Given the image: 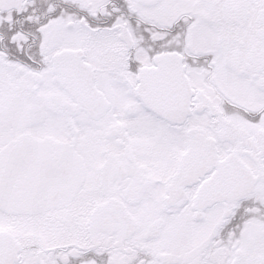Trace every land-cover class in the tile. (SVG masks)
Returning <instances> with one entry per match:
<instances>
[{"label": "snow or ice", "instance_id": "snow-or-ice-1", "mask_svg": "<svg viewBox=\"0 0 264 264\" xmlns=\"http://www.w3.org/2000/svg\"><path fill=\"white\" fill-rule=\"evenodd\" d=\"M0 264H264V0H0Z\"/></svg>", "mask_w": 264, "mask_h": 264}]
</instances>
